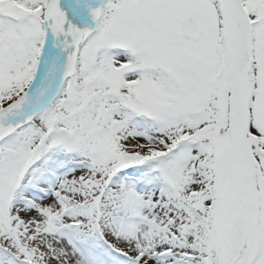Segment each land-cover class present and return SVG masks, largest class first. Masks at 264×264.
I'll return each instance as SVG.
<instances>
[{"label": "snow or ice", "instance_id": "snow-or-ice-1", "mask_svg": "<svg viewBox=\"0 0 264 264\" xmlns=\"http://www.w3.org/2000/svg\"><path fill=\"white\" fill-rule=\"evenodd\" d=\"M0 264H264V0H0Z\"/></svg>", "mask_w": 264, "mask_h": 264}]
</instances>
